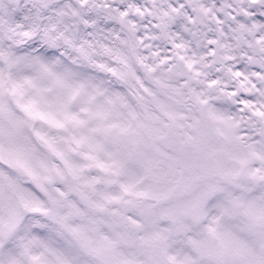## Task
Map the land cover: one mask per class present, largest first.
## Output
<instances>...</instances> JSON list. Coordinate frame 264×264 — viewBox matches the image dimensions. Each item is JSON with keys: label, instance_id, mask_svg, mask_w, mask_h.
I'll use <instances>...</instances> for the list:
<instances>
[{"label": "snow or ice", "instance_id": "obj_1", "mask_svg": "<svg viewBox=\"0 0 264 264\" xmlns=\"http://www.w3.org/2000/svg\"><path fill=\"white\" fill-rule=\"evenodd\" d=\"M0 264H264V0H0Z\"/></svg>", "mask_w": 264, "mask_h": 264}]
</instances>
